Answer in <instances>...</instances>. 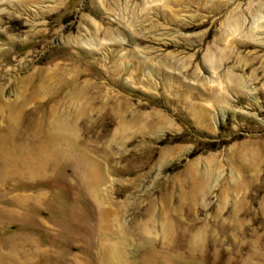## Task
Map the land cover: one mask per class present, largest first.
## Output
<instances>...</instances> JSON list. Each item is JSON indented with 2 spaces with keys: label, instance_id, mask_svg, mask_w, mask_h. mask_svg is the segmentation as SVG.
<instances>
[{
  "label": "rangeland",
  "instance_id": "rangeland-1",
  "mask_svg": "<svg viewBox=\"0 0 264 264\" xmlns=\"http://www.w3.org/2000/svg\"><path fill=\"white\" fill-rule=\"evenodd\" d=\"M0 264H264V0H0Z\"/></svg>",
  "mask_w": 264,
  "mask_h": 264
}]
</instances>
